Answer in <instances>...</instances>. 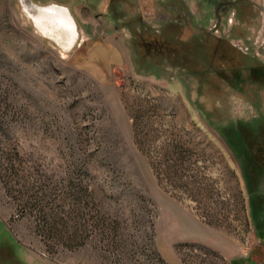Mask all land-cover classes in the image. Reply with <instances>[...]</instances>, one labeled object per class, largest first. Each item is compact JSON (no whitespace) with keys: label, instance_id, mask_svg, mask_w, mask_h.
Masks as SVG:
<instances>
[{"label":"rangeland","instance_id":"obj_1","mask_svg":"<svg viewBox=\"0 0 264 264\" xmlns=\"http://www.w3.org/2000/svg\"><path fill=\"white\" fill-rule=\"evenodd\" d=\"M31 1L79 37L0 0V264H264V0Z\"/></svg>","mask_w":264,"mask_h":264},{"label":"water","instance_id":"obj_2","mask_svg":"<svg viewBox=\"0 0 264 264\" xmlns=\"http://www.w3.org/2000/svg\"><path fill=\"white\" fill-rule=\"evenodd\" d=\"M20 5L22 10L26 13V15L32 20L34 26L44 35L51 38L55 43L60 45L64 50L70 51L72 50L78 41V31H77V24L73 15L71 14L70 10L62 5L59 4H48V5H39L34 3L31 0H20ZM55 15L62 16L65 21L69 23V28L65 29L68 30L67 35L72 40V43L60 42L56 40L51 34H46V32L40 29L35 21L41 19L43 22H47L48 18L54 17ZM66 34V33H65ZM64 35V34H63Z\"/></svg>","mask_w":264,"mask_h":264},{"label":"trees","instance_id":"obj_3","mask_svg":"<svg viewBox=\"0 0 264 264\" xmlns=\"http://www.w3.org/2000/svg\"><path fill=\"white\" fill-rule=\"evenodd\" d=\"M179 31V30H178ZM177 31V32H178ZM176 32V34H178ZM175 34V30H173V32L172 33H170L169 35H166L165 36V39L164 40H166V39H169L170 38V40L168 41V42H170V41H173V39H174V37H173V35ZM177 37H178V44H179V47H178V49H181V50H179V52L180 53H182V54H186V56L189 54L188 53V51L190 52L191 50L194 52L195 51V48L197 47L198 48V46L196 45L195 46V44H190V43H188V47H187V42H181V40L179 39V35H177ZM163 38V36H161L160 37V39H162ZM214 40H216L215 42H217L218 44L217 45H214V43H213V41H211V40H209L208 42H207V40H206V45L203 47L204 49H206V51H203L202 53V57H204L205 59H209V57L211 56L210 54H209V52H207V49L208 48H211V49H213V51H214V54H216V53H218V51H220V49H221V45L222 44H224L223 42H224V40H222V39H214ZM160 41V40H159ZM176 43V42H175ZM205 43V42H204ZM209 43V44H208ZM190 44V45H189ZM225 44H228V43H225ZM224 44V45H225ZM186 47H185V46ZM210 45V46H209ZM200 47V46H199ZM228 47L229 48H231V46H229L228 45ZM193 48V49H192ZM201 48V47H200ZM232 49V48H231ZM176 52V51H175ZM188 53V54H187ZM213 53V52H212ZM174 54V53H173ZM173 54H171L170 53V55H173ZM189 56V55H188ZM255 69V70H254ZM211 70H213V69H211ZM238 70L239 69H232L231 71H233L234 72V74H237V72H238ZM250 70L252 71L251 72V79H254V76H255V73L256 72H258L257 70H259V66H255L253 69H251L250 68ZM254 70V71H253ZM256 71V72H255ZM209 72H213V73H216L217 75L219 74V76H222V72L221 71H218V70H216V69H214L213 71H207L206 73L208 74ZM232 72V73H233ZM257 74V73H256ZM256 77V76H255ZM238 80H240V79H238ZM229 130H231V129H229ZM249 134H250V136H251V131H249L248 132ZM227 141V140H226ZM228 142V141H227ZM229 144V143H228ZM231 147V146H230ZM243 172H244V170H243ZM248 191H249V195H250V198H251V206H252V209H253V213H254V215H255V220H257V223L258 224H261L262 226H264V208H263V206L262 207H258L257 205H258V202H256V200H254V198H252V196H251V188L249 187L248 188ZM260 208V209H259Z\"/></svg>","mask_w":264,"mask_h":264},{"label":"bare ground","instance_id":"obj_4","mask_svg":"<svg viewBox=\"0 0 264 264\" xmlns=\"http://www.w3.org/2000/svg\"><path fill=\"white\" fill-rule=\"evenodd\" d=\"M36 25L44 30L49 32L51 35L55 36L57 39L62 40L63 34L66 35V43H72V40L67 35L68 30L65 29L69 28V23L65 21V19L60 15H55L54 17L48 18V21L45 23L41 19L35 21ZM66 33V34H65Z\"/></svg>","mask_w":264,"mask_h":264},{"label":"crops","instance_id":"obj_5","mask_svg":"<svg viewBox=\"0 0 264 264\" xmlns=\"http://www.w3.org/2000/svg\"><path fill=\"white\" fill-rule=\"evenodd\" d=\"M263 114H264V111H263ZM261 186V185H260ZM256 202H258V207H262L264 208V191H260L258 194H257V197H256ZM250 204H251V198H250ZM251 206V205H250ZM252 207H250V210H251ZM260 209V208H259ZM260 234H264V231L262 229V231H259ZM251 264H261L260 260H257V261H252Z\"/></svg>","mask_w":264,"mask_h":264},{"label":"flooded vegetation","instance_id":"obj_6","mask_svg":"<svg viewBox=\"0 0 264 264\" xmlns=\"http://www.w3.org/2000/svg\"><path fill=\"white\" fill-rule=\"evenodd\" d=\"M110 1H111V0H109V4H110ZM107 8L110 9L109 5L107 6ZM6 251H7V250H5V252H3V254H0V255L3 256V258H11V259H12V255H13V254H10V253H8V252H6ZM4 253H6V256L4 255ZM1 256H0V257H1Z\"/></svg>","mask_w":264,"mask_h":264}]
</instances>
